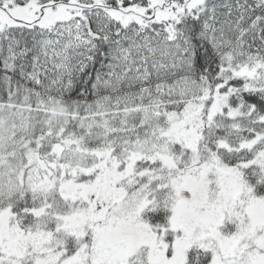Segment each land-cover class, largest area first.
<instances>
[{
  "label": "snow or ice",
  "instance_id": "1",
  "mask_svg": "<svg viewBox=\"0 0 264 264\" xmlns=\"http://www.w3.org/2000/svg\"><path fill=\"white\" fill-rule=\"evenodd\" d=\"M0 264H264V0H0Z\"/></svg>",
  "mask_w": 264,
  "mask_h": 264
}]
</instances>
